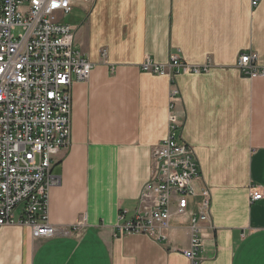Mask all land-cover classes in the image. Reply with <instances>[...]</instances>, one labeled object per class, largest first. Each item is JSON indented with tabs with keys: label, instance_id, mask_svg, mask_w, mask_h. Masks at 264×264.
Listing matches in <instances>:
<instances>
[{
	"label": "crops",
	"instance_id": "1",
	"mask_svg": "<svg viewBox=\"0 0 264 264\" xmlns=\"http://www.w3.org/2000/svg\"><path fill=\"white\" fill-rule=\"evenodd\" d=\"M64 23L92 63L70 91V141L52 160L59 183L49 191L48 220L80 235L35 239L30 229L0 227V264H191L189 215L173 216L158 243L115 228L119 210L133 211L151 174L152 149L170 133L192 147L211 193L198 264H264V77L237 68L255 52L264 66V0H73ZM104 50V56L101 52ZM178 56L206 72L180 74L169 107L167 75L141 70L147 57ZM262 194L250 201L249 188ZM189 210H195L191 202Z\"/></svg>",
	"mask_w": 264,
	"mask_h": 264
},
{
	"label": "built area",
	"instance_id": "2",
	"mask_svg": "<svg viewBox=\"0 0 264 264\" xmlns=\"http://www.w3.org/2000/svg\"><path fill=\"white\" fill-rule=\"evenodd\" d=\"M72 8L73 0H0V227H27L35 239L80 235L86 227L84 217L64 227L48 220L49 191L59 183L52 160L70 141L71 85L86 81L93 66L75 45V27L59 18ZM208 68L175 55L165 64L148 57L141 63L144 72L168 76L170 108L180 97L176 77ZM237 68L249 78L264 77L255 52L239 55ZM177 122L170 114V133L152 149L150 178L138 204L131 212L119 210L115 228L162 243L171 218L189 215V246L182 253L198 264L206 227L214 229L211 193L206 185L195 186L200 170L192 147L175 137ZM261 197L249 188L250 201Z\"/></svg>",
	"mask_w": 264,
	"mask_h": 264
}]
</instances>
